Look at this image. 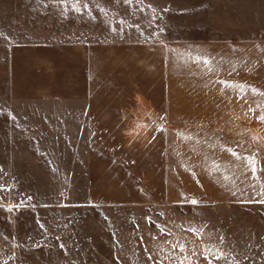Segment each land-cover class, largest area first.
Here are the masks:
<instances>
[{
	"label": "rangeland",
	"instance_id": "obj_1",
	"mask_svg": "<svg viewBox=\"0 0 264 264\" xmlns=\"http://www.w3.org/2000/svg\"><path fill=\"white\" fill-rule=\"evenodd\" d=\"M261 114L264 0H0V264H264Z\"/></svg>",
	"mask_w": 264,
	"mask_h": 264
},
{
	"label": "snow or ice",
	"instance_id": "obj_2",
	"mask_svg": "<svg viewBox=\"0 0 264 264\" xmlns=\"http://www.w3.org/2000/svg\"><path fill=\"white\" fill-rule=\"evenodd\" d=\"M257 119L260 120L262 123H264V114L258 115V116H257ZM250 164H252V169H251V170H252L253 172H255L256 169H255L254 163H253L252 161H250ZM191 203L195 204V203H197V201L192 200Z\"/></svg>",
	"mask_w": 264,
	"mask_h": 264
}]
</instances>
